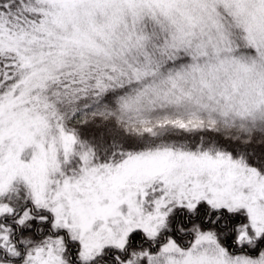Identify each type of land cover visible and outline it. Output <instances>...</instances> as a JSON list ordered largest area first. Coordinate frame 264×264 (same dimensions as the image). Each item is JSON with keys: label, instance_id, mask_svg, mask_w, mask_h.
I'll list each match as a JSON object with an SVG mask.
<instances>
[{"label": "snow or ice", "instance_id": "6c2138e0", "mask_svg": "<svg viewBox=\"0 0 264 264\" xmlns=\"http://www.w3.org/2000/svg\"><path fill=\"white\" fill-rule=\"evenodd\" d=\"M0 264H264V0H0Z\"/></svg>", "mask_w": 264, "mask_h": 264}]
</instances>
